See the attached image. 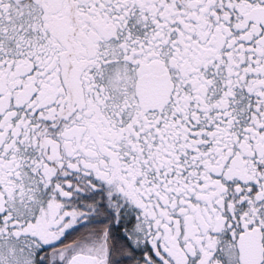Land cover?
Here are the masks:
<instances>
[{"label":"snow or ice","instance_id":"snow-or-ice-1","mask_svg":"<svg viewBox=\"0 0 264 264\" xmlns=\"http://www.w3.org/2000/svg\"><path fill=\"white\" fill-rule=\"evenodd\" d=\"M0 264H264V0H0Z\"/></svg>","mask_w":264,"mask_h":264}]
</instances>
